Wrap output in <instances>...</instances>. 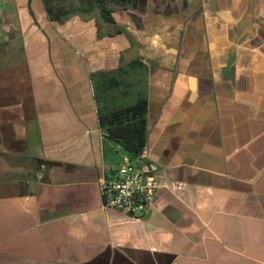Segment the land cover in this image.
Masks as SVG:
<instances>
[{
    "label": "crops",
    "instance_id": "crops-1",
    "mask_svg": "<svg viewBox=\"0 0 264 264\" xmlns=\"http://www.w3.org/2000/svg\"><path fill=\"white\" fill-rule=\"evenodd\" d=\"M114 17L99 37L94 17L0 0V264H264V0ZM99 71L114 104L147 99L142 169L161 187L139 218L99 194L137 160L100 125Z\"/></svg>",
    "mask_w": 264,
    "mask_h": 264
},
{
    "label": "trees",
    "instance_id": "trees-1",
    "mask_svg": "<svg viewBox=\"0 0 264 264\" xmlns=\"http://www.w3.org/2000/svg\"><path fill=\"white\" fill-rule=\"evenodd\" d=\"M136 0H43L52 22L64 24L75 16L97 19L99 37L102 25L117 26L115 11L126 9ZM119 29L117 33H121ZM135 61L132 64H139ZM99 121L107 132V138L123 147L133 159H138L147 145V99L141 96L134 104L119 106L114 99L107 100L108 91L118 88L121 81L113 72L94 73ZM105 94V95H104Z\"/></svg>",
    "mask_w": 264,
    "mask_h": 264
},
{
    "label": "built area",
    "instance_id": "built-area-1",
    "mask_svg": "<svg viewBox=\"0 0 264 264\" xmlns=\"http://www.w3.org/2000/svg\"><path fill=\"white\" fill-rule=\"evenodd\" d=\"M147 148L137 160H126L108 176L98 180V190L104 209H114L133 217L149 210L156 191L161 187L157 177L147 174L137 163L148 158Z\"/></svg>",
    "mask_w": 264,
    "mask_h": 264
},
{
    "label": "rangeland",
    "instance_id": "rangeland-1",
    "mask_svg": "<svg viewBox=\"0 0 264 264\" xmlns=\"http://www.w3.org/2000/svg\"><path fill=\"white\" fill-rule=\"evenodd\" d=\"M115 95V94H114ZM119 96H120V93H117V97H118V99H119ZM107 98V100H112L113 98L108 94L107 96H106ZM117 99V100H118ZM114 102H117V101H114Z\"/></svg>",
    "mask_w": 264,
    "mask_h": 264
},
{
    "label": "water",
    "instance_id": "water-1",
    "mask_svg": "<svg viewBox=\"0 0 264 264\" xmlns=\"http://www.w3.org/2000/svg\"><path fill=\"white\" fill-rule=\"evenodd\" d=\"M138 165L143 168L144 167V161L143 160H138L137 161Z\"/></svg>",
    "mask_w": 264,
    "mask_h": 264
}]
</instances>
